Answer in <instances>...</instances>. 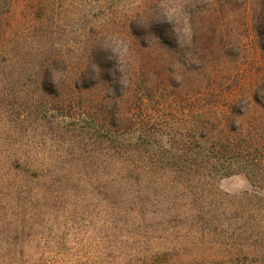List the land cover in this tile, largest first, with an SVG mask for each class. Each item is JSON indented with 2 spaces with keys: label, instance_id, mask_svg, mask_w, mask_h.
<instances>
[{
  "label": "rangeland",
  "instance_id": "rangeland-1",
  "mask_svg": "<svg viewBox=\"0 0 264 264\" xmlns=\"http://www.w3.org/2000/svg\"><path fill=\"white\" fill-rule=\"evenodd\" d=\"M91 54L101 68L88 62ZM128 87L161 93L148 102L155 113L187 101L264 124V0H0V160L13 171L75 173L72 127L82 122L71 105L99 107ZM217 186L253 190L241 173ZM74 222L86 232H71V244L55 250L97 254L96 222ZM179 247L180 264H222L205 261L206 249ZM20 252L31 249L0 235V263Z\"/></svg>",
  "mask_w": 264,
  "mask_h": 264
},
{
  "label": "trees",
  "instance_id": "trees-1",
  "mask_svg": "<svg viewBox=\"0 0 264 264\" xmlns=\"http://www.w3.org/2000/svg\"><path fill=\"white\" fill-rule=\"evenodd\" d=\"M93 56L88 62L101 68ZM131 87L110 104L71 105L82 122L72 127L75 173L20 175L0 160V235L31 249L0 264H180L179 246L206 249L205 261L264 264V124L187 101L155 113L148 102L161 93ZM235 173L251 192L219 189L218 180ZM74 221L96 222L97 254L55 250L71 244V232H86Z\"/></svg>",
  "mask_w": 264,
  "mask_h": 264
}]
</instances>
